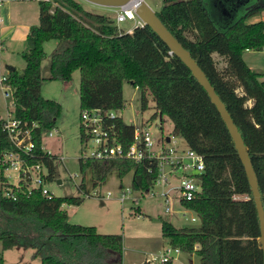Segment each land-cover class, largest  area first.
Instances as JSON below:
<instances>
[{
	"label": "trees",
	"instance_id": "obj_1",
	"mask_svg": "<svg viewBox=\"0 0 264 264\" xmlns=\"http://www.w3.org/2000/svg\"><path fill=\"white\" fill-rule=\"evenodd\" d=\"M39 6V24L30 28L23 54L26 66L22 72H8L7 83L12 88L15 115L38 124L33 138L39 157L33 161L42 160L49 166V181L56 178V162L41 149L42 138L56 127L62 105L43 96L42 65L45 42L56 40L48 79L70 81L79 70L81 111L124 108V83L129 81L141 91L142 109L148 108L150 94L155 102L154 116L162 113L161 118L169 117L174 134L204 157L202 192L182 203L196 214L198 224L177 228L162 220V234L169 243L182 252L195 253L201 264H264L261 223L245 166L217 106L186 63L147 24L125 31L78 0H39ZM263 11L264 5L249 7L223 30L209 16L203 0H163L162 8L155 12L205 72L238 126L264 205V72L252 69L244 59L247 50L264 48V20L248 21ZM215 53L226 61L223 70L217 66ZM3 122L0 117V151L10 144ZM109 124L126 147L133 142L134 124L123 118L109 120ZM79 164L83 174L80 190L84 192L88 171L93 187H98L114 169L121 177L134 170L132 185L142 194L157 177L156 163L149 159L138 163L80 158ZM5 192L0 172V241L4 251L32 249V257L41 264H124L122 234L100 233L95 226L69 221L63 205H80L81 196L48 199L37 191L13 199ZM0 264H5L3 255Z\"/></svg>",
	"mask_w": 264,
	"mask_h": 264
},
{
	"label": "rangeland",
	"instance_id": "obj_2",
	"mask_svg": "<svg viewBox=\"0 0 264 264\" xmlns=\"http://www.w3.org/2000/svg\"><path fill=\"white\" fill-rule=\"evenodd\" d=\"M78 1L87 10L104 14L115 22V15L118 10L116 7L101 6L85 0ZM145 1L154 11H159L163 6V0ZM30 2V16L36 15L37 25L40 12L39 2L37 0ZM203 2L209 16L220 30L225 29L244 16L249 7L264 5L263 0H250V2L203 0ZM33 6L35 9H33ZM260 19L264 20V11L249 18L248 21L253 22ZM134 24V21H125L119 23L118 26L127 31L129 28L134 27ZM188 36L193 38L191 34ZM56 45V40L45 42L46 58L42 66L43 96L59 101L62 105L61 116L58 118L57 125L54 128L58 132L52 137L48 132L43 135L44 147L58 156V160H56V178L47 182V188L55 196H81L84 198L80 205H63V209L67 211L71 223L95 226L100 233L122 234L125 237L124 245L127 253L125 264H133L136 259L141 257L152 258V256H157L160 258L166 248L172 246L167 238L161 237L163 236L162 220L170 222L177 228L196 225L198 222L191 220L194 213L190 211L186 213V216H183L182 213L178 212L183 211V208L175 198L171 200L172 212L167 213L163 197L150 194L143 195L140 191H136L132 185L134 170L121 177L118 170L114 169L98 187H93L91 173L88 171L85 174L87 193L82 192L78 188L83 178L79 159L88 150L84 147L81 135L79 94L81 73L79 70L75 71L70 81L48 79L51 75L50 55ZM213 56L218 68L223 70L226 66L225 59L216 53ZM244 57L251 61L253 65H256L254 70L263 71L260 67H264V50L246 51ZM0 59L4 65L14 64L21 70L26 66L20 48H5V50L0 51ZM3 72V70H0V74ZM4 91H8V97L4 95ZM238 91L242 92L241 89H238ZM123 92L125 99L123 120L126 123L150 126L158 141H164L166 146L176 147L179 152L189 148L185 139L174 134V124L169 117L164 116L161 118L160 114L154 116L156 113L155 102L150 94L148 95V108L143 110L140 89L131 82L126 81ZM13 102L12 91L9 89L3 90L0 87V116L5 117L9 110L14 108ZM251 104L252 102H249V105ZM168 137L175 140L176 143H168ZM63 157L65 158L64 160L61 159ZM11 181L15 180L11 179ZM122 191L127 194L130 191L129 198L124 203L119 201V195ZM139 214H141L140 218L137 217ZM32 252V249L24 247H15L4 251L3 244L0 241V255L4 256L5 264H41L40 259H31L30 255ZM173 255L176 256V253H173Z\"/></svg>",
	"mask_w": 264,
	"mask_h": 264
},
{
	"label": "built area",
	"instance_id": "obj_3",
	"mask_svg": "<svg viewBox=\"0 0 264 264\" xmlns=\"http://www.w3.org/2000/svg\"><path fill=\"white\" fill-rule=\"evenodd\" d=\"M6 1L0 0V8ZM142 1L145 0H131L127 5L116 7L118 9L115 15L116 24L134 21V27L129 28L128 32H132L135 27L146 25L144 19L137 11ZM7 80L8 74H0V87L3 90L9 89L12 91ZM4 95L8 97V91H4ZM13 109L9 110L5 117L0 116L4 120L3 131L6 133L10 143L8 148L0 151V172L6 182L5 195L17 199L20 193L30 196L38 191L46 198L53 199L56 196L47 188L49 166L42 160L33 161L39 157L36 152L37 144L33 138V131L38 124L37 122L29 123L18 118ZM123 110L124 108H94L81 111L82 141L84 147L90 150H87L81 158L84 160L129 159L138 163L146 159L154 161L157 168V177L151 189L143 195L150 194L163 197L167 213L172 212L171 200L175 198L183 208V211L178 212L186 216V213L191 210L184 207L182 203L193 200L202 192L201 176L206 169L204 157L190 148L179 152L176 147L166 146L164 141L156 139L151 127L147 125L138 126L134 124L133 142L126 147L119 140L114 125L109 124V120L123 118ZM52 130L48 131L51 137L58 132L57 129L53 128ZM167 142L176 143L172 138L169 141L167 140ZM41 149L48 154L50 159L55 162L58 160V156L48 151L44 147V143H42ZM40 156L42 155L40 154ZM61 159L64 160L65 158ZM148 170L153 172L154 168L149 167ZM75 176L77 175L75 174ZM11 179L15 181H11ZM82 180L78 185L79 189ZM174 192L175 194H173ZM84 193H87V191ZM129 194L130 191H128V194L125 191L120 192L119 201L124 203L129 198ZM137 217L140 218L141 214L137 215ZM191 220L193 222L198 221L195 213ZM179 252V248L169 246L161 254L160 258L153 256L147 260V263L175 264L173 253L178 254Z\"/></svg>",
	"mask_w": 264,
	"mask_h": 264
},
{
	"label": "water",
	"instance_id": "obj_4",
	"mask_svg": "<svg viewBox=\"0 0 264 264\" xmlns=\"http://www.w3.org/2000/svg\"><path fill=\"white\" fill-rule=\"evenodd\" d=\"M93 4L107 6V7H121L127 5L131 0H85ZM139 15L144 19L145 24L153 28L160 37L169 45L172 52L179 56L186 65L191 69L194 76L199 80V82L204 86V88L209 93L212 101L217 106L219 112L221 113L231 135L235 142L236 148L239 152L240 158L245 166L250 185L253 191V196L257 206L260 223H261V241L264 250V205L262 200V194L259 189L258 179L253 167L252 160L249 155L248 147L245 144L243 136L239 131L238 126L234 123L229 111L227 110L225 104L216 93L214 87L210 83L205 72L198 65L196 60L192 57L191 53L181 44V42L168 30V28L163 24L161 19L158 17L156 12L150 7V5L142 1L137 9ZM9 72L15 71L14 66H7ZM162 116V113H160ZM170 140V137L167 138ZM150 264V263H146Z\"/></svg>",
	"mask_w": 264,
	"mask_h": 264
},
{
	"label": "crops",
	"instance_id": "obj_5",
	"mask_svg": "<svg viewBox=\"0 0 264 264\" xmlns=\"http://www.w3.org/2000/svg\"><path fill=\"white\" fill-rule=\"evenodd\" d=\"M30 1L33 0H7L0 8V51L5 50V48H20V50H22L23 56L24 52L27 49V36L29 34L30 28L33 25H36L37 20L35 14L30 16ZM37 1L39 2V0ZM33 9H35L34 6ZM39 16L40 12L38 15V20ZM244 59L252 69H255L256 65H253L251 61H248L246 57H244ZM7 66H9V64L4 65L0 59V70H3V73L5 74H8L9 72L7 70ZM11 66H14L19 72H22L24 70V68L23 70L18 69V66L14 64ZM260 68L263 70L260 72H264V67ZM161 237L164 238V236ZM126 254L127 253L124 245V264L126 261ZM30 257L31 259H34L32 257V254L30 255ZM148 259L149 257H141L140 259H136L133 264H146ZM175 264H201V261L195 253H186L180 251L175 256Z\"/></svg>",
	"mask_w": 264,
	"mask_h": 264
},
{
	"label": "flooded vegetation",
	"instance_id": "obj_6",
	"mask_svg": "<svg viewBox=\"0 0 264 264\" xmlns=\"http://www.w3.org/2000/svg\"><path fill=\"white\" fill-rule=\"evenodd\" d=\"M239 1H243V2H245V1H246V2H250V0H239Z\"/></svg>",
	"mask_w": 264,
	"mask_h": 264
}]
</instances>
